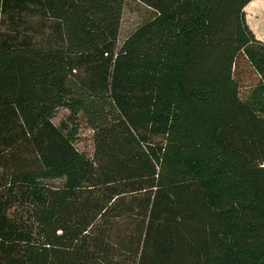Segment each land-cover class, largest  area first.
Masks as SVG:
<instances>
[{"label":"trees","instance_id":"obj_1","mask_svg":"<svg viewBox=\"0 0 264 264\" xmlns=\"http://www.w3.org/2000/svg\"><path fill=\"white\" fill-rule=\"evenodd\" d=\"M138 1L0 0V264H264L255 0Z\"/></svg>","mask_w":264,"mask_h":264},{"label":"rangeland","instance_id":"obj_2","mask_svg":"<svg viewBox=\"0 0 264 264\" xmlns=\"http://www.w3.org/2000/svg\"><path fill=\"white\" fill-rule=\"evenodd\" d=\"M247 22L253 30L257 38L264 40V0H255L246 8ZM155 15V12L138 0H126L123 23L121 27L120 40L121 44L130 34L135 31L140 25L150 20ZM66 110H61L58 116L54 119L55 124H59L67 116ZM77 148L92 157L94 145L92 132L83 128L80 133V138L76 143Z\"/></svg>","mask_w":264,"mask_h":264},{"label":"crops","instance_id":"obj_3","mask_svg":"<svg viewBox=\"0 0 264 264\" xmlns=\"http://www.w3.org/2000/svg\"><path fill=\"white\" fill-rule=\"evenodd\" d=\"M258 39L264 42V40H263V39H260V38H258Z\"/></svg>","mask_w":264,"mask_h":264}]
</instances>
